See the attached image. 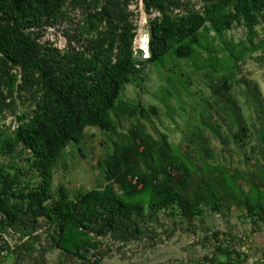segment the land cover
Segmentation results:
<instances>
[{
    "label": "rangeland",
    "instance_id": "374dc122",
    "mask_svg": "<svg viewBox=\"0 0 264 264\" xmlns=\"http://www.w3.org/2000/svg\"><path fill=\"white\" fill-rule=\"evenodd\" d=\"M38 1L25 0L27 14L13 0L8 6L38 56L60 74L78 58L115 60L128 31L141 68L121 91L116 131L87 128L62 152L53 196L61 186L72 198L102 188L110 160L133 184L171 179L194 207L184 213L171 206L120 231L91 232L79 256L51 248L55 226L40 218L34 253L8 256L1 264H264V48L251 50L247 28L235 23L221 36L204 32L188 58L171 53L146 62L153 24L204 14L220 2L235 12L239 0H163L164 11L143 0H53L51 13ZM256 29L255 43L264 40V23ZM50 103L54 94L40 74L0 53V191L19 219L32 217L26 195L39 179L16 132ZM207 185L220 212L202 199ZM15 243H22L19 235Z\"/></svg>",
    "mask_w": 264,
    "mask_h": 264
},
{
    "label": "trees",
    "instance_id": "16d2710c",
    "mask_svg": "<svg viewBox=\"0 0 264 264\" xmlns=\"http://www.w3.org/2000/svg\"><path fill=\"white\" fill-rule=\"evenodd\" d=\"M143 1L147 8L165 10L163 0ZM13 2L18 11L28 13L25 0ZM38 2L47 13L53 12V0ZM0 7V53L15 65L35 69L54 94V103L35 112L27 122L19 125L16 132L17 140L33 158V169L39 179L26 195L32 217H16L9 211L0 191V213L6 221L3 226L10 225L21 233L22 243L10 257H21L24 252L34 253L40 238L38 230H35L40 218L55 226L51 248L79 256L89 244L91 232L100 235L120 231L132 225L135 218H152L171 206H177L184 213L190 212L194 204L171 179L163 178L157 183L144 181L142 186L133 184L125 175L115 172L110 160L105 162L106 184L102 188L72 198L67 188L61 186L57 190V198L53 196L55 165L68 144L79 143L87 128L116 131L114 115L117 114L121 91L131 76L141 72L132 58L134 35L130 31L124 33L126 43L115 60L99 54L78 58L60 74L38 56L31 39L23 32L15 8L9 9L8 0H0ZM31 8L34 9V5ZM225 8L226 4L220 2L204 14L183 15L178 20L166 16L162 22L153 24L151 56L146 62H159L171 53L178 58H188L200 46L204 32L211 31L221 36L235 23H243L247 28L251 50L264 48V40L254 42L259 37L256 28L264 23V0H239L235 12H227ZM233 106L237 108L236 103ZM259 111L264 116L263 104ZM115 183L121 192L117 191ZM202 199L215 212L221 211L219 199L210 186H205ZM24 238L27 239L24 241Z\"/></svg>",
    "mask_w": 264,
    "mask_h": 264
},
{
    "label": "built area",
    "instance_id": "2783aa9c",
    "mask_svg": "<svg viewBox=\"0 0 264 264\" xmlns=\"http://www.w3.org/2000/svg\"><path fill=\"white\" fill-rule=\"evenodd\" d=\"M5 217L0 213V264L4 259H6L8 256L12 254L16 250L17 245L16 243L14 244V237L20 236L21 235L15 231L13 227L10 225L3 226V223ZM27 238H24L26 240Z\"/></svg>",
    "mask_w": 264,
    "mask_h": 264
},
{
    "label": "water",
    "instance_id": "95a60500",
    "mask_svg": "<svg viewBox=\"0 0 264 264\" xmlns=\"http://www.w3.org/2000/svg\"><path fill=\"white\" fill-rule=\"evenodd\" d=\"M147 49H148V47H147Z\"/></svg>",
    "mask_w": 264,
    "mask_h": 264
}]
</instances>
